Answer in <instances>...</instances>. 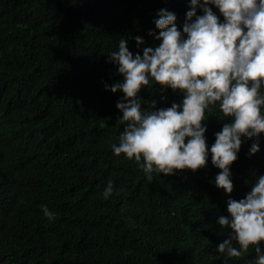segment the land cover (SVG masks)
<instances>
[{
  "label": "trees",
  "instance_id": "1",
  "mask_svg": "<svg viewBox=\"0 0 264 264\" xmlns=\"http://www.w3.org/2000/svg\"><path fill=\"white\" fill-rule=\"evenodd\" d=\"M191 8L190 0H0V264H257L254 246L240 257L219 253L232 230L218 221L229 216L227 200L245 198L264 175V133L241 137L231 194L216 187L221 170L211 163L215 133L231 121L218 103L206 110L208 162L195 172H153L149 182L111 147L126 122L116 108L123 92L105 87L123 82L109 54L121 39L134 56L159 46L148 34L159 33V10L182 31ZM183 95L151 79L139 92L144 110ZM109 180L114 193L104 199Z\"/></svg>",
  "mask_w": 264,
  "mask_h": 264
},
{
  "label": "clouds",
  "instance_id": "2",
  "mask_svg": "<svg viewBox=\"0 0 264 264\" xmlns=\"http://www.w3.org/2000/svg\"><path fill=\"white\" fill-rule=\"evenodd\" d=\"M190 3L192 8L186 13L182 31L174 13L159 10L154 20L159 33H148L160 41L159 46L145 47L142 55L138 52L134 56L128 41L121 39L118 51L109 54L123 82L105 87L113 93L123 92L116 108L123 114L120 121L126 122L118 145L111 147L115 155L134 159L149 182L153 172H195L207 165L209 148L202 122L206 110L218 103L231 121L215 133L211 163L221 170L215 176L216 187L231 194L234 184L230 165L238 159L241 137L264 133V0H203L202 15L196 13L198 0ZM210 4L219 9L223 22ZM135 40L138 47L144 43L139 36ZM150 79L183 93L182 103L158 110L142 109L139 92ZM257 151L259 145L253 143L250 154ZM113 193L109 180L104 199ZM42 210L49 221L55 219L47 206ZM227 212L229 216H221L218 222L232 232L218 245L219 253L240 257L254 246L257 264H264V175L258 177L245 198H229Z\"/></svg>",
  "mask_w": 264,
  "mask_h": 264
}]
</instances>
